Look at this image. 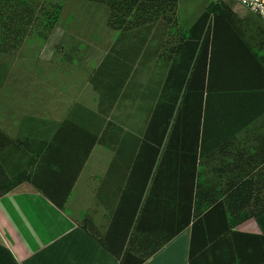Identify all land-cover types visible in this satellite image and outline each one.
<instances>
[{
	"label": "trees",
	"instance_id": "16d2710c",
	"mask_svg": "<svg viewBox=\"0 0 264 264\" xmlns=\"http://www.w3.org/2000/svg\"><path fill=\"white\" fill-rule=\"evenodd\" d=\"M80 1L107 6L119 30L89 77L97 112L69 117L49 140L29 138V151L39 146L29 175L0 184V197L29 179L63 210L93 148L111 151L95 195L108 224L101 231L85 215L81 227L119 264H144L211 218L235 227L264 212V21L249 13L258 20L249 23L214 0L180 31L179 0ZM62 10L48 0H0V54L28 37L46 40ZM23 144L0 130V156ZM52 179L61 184H42Z\"/></svg>",
	"mask_w": 264,
	"mask_h": 264
},
{
	"label": "crops",
	"instance_id": "0c3cea01",
	"mask_svg": "<svg viewBox=\"0 0 264 264\" xmlns=\"http://www.w3.org/2000/svg\"><path fill=\"white\" fill-rule=\"evenodd\" d=\"M77 1L79 3L73 2L77 4L76 8H73V4L70 8H66L68 4H63L64 19L67 9V18L73 20V23L81 25L84 20H88L92 24L100 10L104 14L106 27L111 29L107 6ZM72 9L77 12H72ZM118 32L115 30V36ZM113 42L98 46L102 49V57L91 70L82 73L83 78L80 71L75 73L79 77L76 82H72L70 93L61 92L53 84L59 83V78L41 76L49 68L30 67L29 78L37 80L51 95V99L43 96L46 102L40 103V114L29 111L30 103L27 100L20 103L16 99H0V130L12 139L24 141L21 149L1 153L0 184H8L19 172L27 171L29 175V162L39 148L35 143L34 152L29 151V138L49 140L58 126L69 117L74 120L82 117L79 120L81 122L90 119V111L97 112L98 95L89 83V77ZM10 70L8 64L0 63V95L7 92L4 85L9 79ZM56 70L54 74L62 73L60 69ZM77 105L85 110L76 108L74 115L72 112ZM98 148H93L63 210L37 191L29 179L0 197V264H119L117 258L81 227V220L66 212L67 205L77 196L84 172ZM108 167L109 162L105 173ZM52 180H44L42 184H61ZM93 192L96 194V189ZM215 220L211 218L208 223H204L197 233H193V227L187 228L144 264H264V212L235 227H225L222 223L220 226L214 223Z\"/></svg>",
	"mask_w": 264,
	"mask_h": 264
},
{
	"label": "rangeland",
	"instance_id": "374dc122",
	"mask_svg": "<svg viewBox=\"0 0 264 264\" xmlns=\"http://www.w3.org/2000/svg\"><path fill=\"white\" fill-rule=\"evenodd\" d=\"M52 2H60L66 5V8L72 7L73 2L79 3L77 0H48ZM214 0H179L177 9V21L180 31H186L191 27L197 19L204 13L208 4ZM231 3L233 10L238 17L244 18L249 16L248 22L258 20L250 12L232 0H226ZM77 4H73L76 8ZM65 6H63L64 10ZM62 10L60 21L56 28L52 30L51 35L46 40L36 37H28L22 47L11 54H0V63H6L11 67L9 79L4 85L5 94L0 95L1 98L16 99L20 103L29 101V111L34 114H40L41 102H46L43 96L51 99V95L46 92V88L41 86L37 80L29 78V69L33 66L49 68L45 74L50 78H59L56 84L61 92L70 93L72 82H76L79 77L75 74L77 71L82 73L91 70L98 60L102 57V52L98 46L111 43L116 39L115 29L106 27L103 19V12L98 11L95 23L89 24L88 20H84L81 25L73 23V20L67 18L68 11L66 9L65 19ZM72 12H77L72 9ZM71 12V13H72ZM263 25V26H262ZM261 27L264 28V24ZM105 46V45H104ZM60 69L62 73L54 74L53 71ZM158 69V68H157ZM52 71V72H51ZM158 72V71H157ZM157 72L147 73L142 82L147 81V77ZM75 79V80H74ZM74 80V81H73ZM29 98L31 100H29ZM137 117L140 115L137 114ZM136 117V118H137ZM138 120V119H135ZM113 156L111 151L99 146L96 150L88 168L84 172L81 186L77 192V196L67 205L66 212L71 217L81 220L79 214L89 215L96 225L105 230L108 224V214L100 207L95 198V190L100 179L105 175V168Z\"/></svg>",
	"mask_w": 264,
	"mask_h": 264
},
{
	"label": "built area",
	"instance_id": "2783aa9c",
	"mask_svg": "<svg viewBox=\"0 0 264 264\" xmlns=\"http://www.w3.org/2000/svg\"><path fill=\"white\" fill-rule=\"evenodd\" d=\"M264 21V0H232Z\"/></svg>",
	"mask_w": 264,
	"mask_h": 264
}]
</instances>
